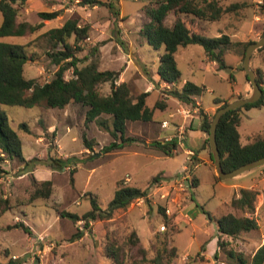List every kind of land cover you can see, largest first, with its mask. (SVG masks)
I'll return each mask as SVG.
<instances>
[{
  "label": "rangeland",
  "instance_id": "374dc122",
  "mask_svg": "<svg viewBox=\"0 0 264 264\" xmlns=\"http://www.w3.org/2000/svg\"><path fill=\"white\" fill-rule=\"evenodd\" d=\"M100 1L101 4L97 5H83L80 0H36L31 5L34 11L30 12L24 10L25 4L19 6L18 21L42 22L33 33L4 38L11 43L24 44L26 52L32 56L33 60L25 63L24 75L36 77L42 83L54 76L58 66L49 56L53 42L46 32L67 18H75L88 27V36L81 41V49L75 52L79 67L95 60L99 70L116 72V83L126 81L133 96L149 90L150 82H153L154 89L146 98L149 107H153L157 100H166L163 93L168 90L167 84L161 86L155 82L159 56L164 48H153L140 33L147 20L143 8L156 0ZM217 1L222 5L244 1L247 5L213 22L181 14L190 31L208 37L225 33L237 41H254L262 35V0ZM61 7L70 9L63 11V17L43 21L38 15L40 11H54ZM174 19L175 14L169 13L165 22L169 25ZM175 59L181 80L204 87L198 95L203 107L213 105L216 97L227 100L242 91L245 78L243 57L238 49L224 53L225 66L220 68L219 58L207 60L203 47L198 44L179 46ZM65 62L68 63L64 74L69 78L72 74L70 59L62 64ZM251 66L264 71V48L253 52ZM98 90L108 94L110 84L102 83ZM170 103L168 110L156 108L151 121H128L125 136L134 141L110 152H105L104 147L113 138L96 121L85 122V106L69 103L60 109L44 105L28 108L0 104V110L7 114L10 126L20 137L25 160L42 159L51 154L75 158L73 161H76L62 170L17 159H5L0 163V198L8 203V208L0 216V264H117L109 256L110 248L119 249L120 264H235V260L227 255L230 249L249 258L264 235V213L258 215L261 231L257 228L230 237L219 235L216 225V218L227 212L242 215L241 211L229 206L235 197L230 186L231 178L217 181L213 162L212 166L206 162L198 163L193 168L197 185L187 194L177 192L171 179L186 164L182 148L178 147L173 155L146 149L151 141L163 140L166 132L159 128V121L167 118L169 111H174L175 103ZM240 113L238 130L242 143L250 137L254 139L264 135V105L247 110L241 107ZM22 123L27 128L21 127ZM82 132L92 140V150L84 147ZM73 167L75 172L71 181L69 171ZM262 169L264 165L254 168L253 172ZM157 174L158 180L149 186L145 197L133 199L124 209L115 210L110 218L90 221L87 228H84V220L60 215L66 211L82 216L91 208L92 195L104 209L118 183L145 189L150 178ZM126 176H129V181H125ZM258 177L261 191L247 188L257 192L254 216L256 206H262L258 194L264 195V175L261 173ZM47 179L53 184L50 196L30 199L33 180L38 183ZM162 195L166 197L162 198ZM171 197L176 200L171 202L174 211L167 215L164 207ZM20 222L30 232L15 227ZM131 238L138 241L131 243ZM218 239L223 242L222 246H219ZM172 247L175 248V256L171 257L168 252L161 257L166 253L163 250Z\"/></svg>",
  "mask_w": 264,
  "mask_h": 264
},
{
  "label": "trees",
  "instance_id": "16d2710c",
  "mask_svg": "<svg viewBox=\"0 0 264 264\" xmlns=\"http://www.w3.org/2000/svg\"><path fill=\"white\" fill-rule=\"evenodd\" d=\"M26 1L0 0V13L2 16L0 24V104L28 108L44 105L61 109L69 103H78L87 108L85 122L96 121L113 138L104 147L105 152L120 149L125 144L134 141L133 138L125 136L126 122L151 121L155 109L165 108L166 102L157 100L153 107H149L146 104L148 91L133 96L126 81L116 83V72L109 69L99 70L98 63L95 60L79 67L77 65L79 59L75 56V52L81 49V41L88 36V27L81 25L75 18H67L60 26L50 28L46 32L49 40L53 42L49 56L53 63L58 66L54 76L43 83L36 77H25L24 65L27 61L33 60L32 56L28 55L24 44L11 43L1 39L9 36L21 37L33 33L41 27L42 22L32 24L28 21L17 20L18 7L24 5ZM80 1L83 5L101 4L100 0ZM246 5L247 3L244 1L222 5L217 0H156L144 6L143 12L147 20L142 24L140 33L153 48H164L163 53L159 56L156 71L157 82L173 84L163 93L165 95L163 97L171 96L182 103L190 104L194 103V97L200 95L204 90L203 86L189 80H186L181 88L174 86L181 78L175 59V52L179 46L188 44L202 46L207 60L214 61L219 58L218 67L220 68L225 66L223 55L226 51L238 49L240 56L243 57L246 46L252 42V40H232L225 33L208 37L198 32H192L180 15H192V17L213 22L220 20L224 14L236 13ZM261 6L264 8V0H262ZM110 7L113 6L110 5ZM115 13L117 14V11ZM169 13H174L175 19L168 25L165 19ZM59 14V10L38 12L43 21L54 19ZM263 33L264 30L261 34ZM262 48L264 46L257 50ZM67 59H70L72 68V74L69 78H66L64 74L68 62L62 64ZM254 71L256 80L262 88V96L253 103L245 104L243 108L246 110L264 105V71L260 67H256ZM245 77L248 81L246 74ZM105 82L110 84L108 94H102L98 90V86ZM228 102L229 100L218 97L213 99V103L217 105V108ZM199 114L201 116L200 128L207 135L205 143L213 162L208 143L209 127L213 116H208L202 108L199 109ZM103 115L107 116L103 117ZM240 121V108H237L226 112L220 118L216 127V142L220 153L221 167L226 172L264 155V135L252 138L246 144L241 143L238 131ZM21 127L27 128L24 123L21 124ZM81 138L84 147L92 150V140H89L84 132H82ZM148 145L158 149L165 155H173L178 148L175 141L153 140ZM5 159H17L24 163L39 162L52 170H62L76 162L73 161L75 158L53 156L51 154L42 159L25 160L19 135L10 126L7 114L0 110V163ZM187 170L192 176L193 187H195L198 182L192 174V167L188 166ZM74 172L75 168L73 167L69 171L71 181H73ZM158 178L159 174L151 177L145 189L118 183L112 199L104 209L100 207L97 198L92 195L90 196L91 208L82 216L66 211L60 212V215L71 217L74 220H84V228H87L90 221L110 218L115 210L124 209L133 199L145 197L149 186L156 182ZM215 179L220 180V177L215 174ZM52 185L50 179L38 183L33 180V189L29 198L49 197L52 192ZM256 195L257 192L252 189L241 188L239 190V196L233 197L229 202V206L241 211L242 215L227 212L216 218L219 235L236 237L242 232L255 230L259 227L254 216ZM7 208V201L0 198V216ZM207 215L212 219L209 213ZM15 227H21L30 232L28 227L21 222L16 224ZM137 241V238L135 240L130 239L131 243ZM218 244L222 246L223 242L218 239ZM163 251L166 253L161 257H164L168 252H170L171 257L176 254L174 247ZM108 253L117 264H120L119 249L110 248ZM227 255L235 260V264H264V243L249 258L243 253L232 249L227 251ZM153 261L156 263V258Z\"/></svg>",
  "mask_w": 264,
  "mask_h": 264
},
{
  "label": "crops",
  "instance_id": "0c3cea01",
  "mask_svg": "<svg viewBox=\"0 0 264 264\" xmlns=\"http://www.w3.org/2000/svg\"><path fill=\"white\" fill-rule=\"evenodd\" d=\"M36 0H27L26 3H25V7H24V10L26 12H30L33 10V6H31L33 3H35ZM237 2V1H235ZM220 3V2H219ZM232 3V2H231ZM221 4V3H220ZM59 10L61 11L60 14L58 15L59 17H63L65 14H63V11H67V10H70L69 8H64V7H61L59 8ZM34 11V10H33ZM38 11V8H36V12ZM41 12V11H40ZM1 14V13H0ZM235 15V14H234ZM58 17V18H59ZM195 18V17H194ZM198 19V18H196ZM255 19H258V17H255ZM198 20H201V19H198ZM61 25V22L59 23L58 26ZM57 26V27H58ZM10 39L12 37H18V36H9ZM22 37V36H21ZM5 38V37H4ZM4 38H2L1 40L3 41H7L8 40H5ZM176 53V52H175ZM241 63V60L240 62ZM24 72H25V65H24ZM243 72H244V82H243V86H242V91L240 92H237L235 93V95H233L231 98H228L227 100L230 101H233L237 98H239V96H247L250 92H251V85L249 83V81L246 80V77H245V71H244V68H243ZM26 77V76H25ZM156 81L157 82V74H156ZM28 78H32V77H28ZM186 80H181L180 78V81L176 84H174V86L178 87V88H181L182 85L185 83ZM161 86H163L165 84V82H158ZM181 83V84H179ZM195 83V82H193ZM151 86L148 87L149 90H146L148 91L149 93L151 92V90H153L154 88V85H153V82H150ZM167 84V83H166ZM196 84V83H195ZM173 84H167L168 88L171 87ZM157 92H158V89H156ZM166 100H164L166 102V107L163 108V109H160V110H168L169 108V105H171L170 101H173L175 104L174 106V111H169L168 112V117L167 118H163V119H167L169 120L170 122H179L180 120V117L179 115L177 114L176 112V109L177 107L179 106L180 102L178 99L174 98V97H171V96H167L165 97ZM194 102H196L198 104V107L199 109L202 108L204 113H206L208 116H211L214 111L216 110L217 108V105L213 104V105H210L208 107H203L202 103L200 102L198 96H195L194 97ZM199 109L198 111L193 115L191 121H190V129L188 131V134H187V137H186V140H185V146L184 148H182L184 154L186 155L185 153V148H188V149H191L193 152H194V156L192 158V161H187V155L185 157V163L183 165L184 166H190L192 167V174L194 175V172H193V168L197 166L198 163H202V162H206L207 164L211 165L212 166V161L210 159V155H209V150H208V147L205 143V139L207 138V135L206 133L201 130L200 128V124H201V116L199 114ZM241 115V113H240ZM154 116V114H153ZM163 119H161L160 121H162ZM160 121H159V128L160 127ZM241 122V121H240ZM127 123L128 121L126 122V127H127ZM162 130H164L166 134H169L171 133L170 131V128H167V129H163L161 128ZM239 131V130H238ZM240 133V132H239ZM163 138V137H162ZM251 137L250 139H248L245 143H242V144H246L248 143L249 141H251ZM241 141V139H240ZM146 147H144L145 149ZM146 149H149V150H152L153 152L156 151L157 154H163L161 151H159L158 149L154 148V147H147ZM214 168V166H212ZM215 170V169H214ZM254 170L252 169L251 171H247V172H244L240 175H237L235 177H232L231 178V187L234 189V196H238V192H239V189L241 188H252V189H257V190H260L261 191V187H259V174H263L264 175V169L262 170H259V171H256V172H253ZM216 174V173H215ZM162 176L166 177L164 174H162ZM195 176V175H194ZM196 177V176H195ZM197 179V177H196ZM222 180V179H220ZM220 180H217V181H220ZM197 182H198V179H197ZM258 196L261 197V200H262V206H256V211H255V216L256 218H258V230L261 231L262 228H261V223H260V220H259V217L258 215L260 214L261 215V212L264 213V195L262 194H258ZM261 208V209H260ZM260 211V212H259ZM243 233H249V231L247 232H243ZM251 236L247 237V238H250ZM261 240L257 243V245L254 247L253 251L250 252V255H252L255 250L261 245L264 243V235L262 234L261 235ZM248 241H246L247 243Z\"/></svg>",
  "mask_w": 264,
  "mask_h": 264
},
{
  "label": "water",
  "instance_id": "95a60500",
  "mask_svg": "<svg viewBox=\"0 0 264 264\" xmlns=\"http://www.w3.org/2000/svg\"><path fill=\"white\" fill-rule=\"evenodd\" d=\"M264 46V33L256 40L250 42L246 48L242 59V65L245 71V74L248 77V81L251 85V92L244 97H239L233 101L228 102L227 104L218 107L211 119L209 133H208V143L210 147V152L212 154L213 165L215 173L220 179L225 180L237 175H240L244 172H247L251 169H254L258 166L264 165V155L252 161L246 162L231 171H223L220 161V153L216 142V127L220 118L228 111L241 108L247 103H253L257 101L262 96V88L256 80V73L251 66V57L255 50ZM219 60V59H218Z\"/></svg>",
  "mask_w": 264,
  "mask_h": 264
},
{
  "label": "built area",
  "instance_id": "2783aa9c",
  "mask_svg": "<svg viewBox=\"0 0 264 264\" xmlns=\"http://www.w3.org/2000/svg\"><path fill=\"white\" fill-rule=\"evenodd\" d=\"M78 1V0H76ZM199 107L196 102L185 104L180 103L179 106L176 109L177 114L180 117L179 122H170L167 119H163L160 121V127L163 129L170 128L171 133L166 134L163 136V140L166 142L175 141L177 147L184 148L185 146V140L188 134V131L190 129V121L193 117V115L198 111ZM185 153L187 155V161H192V158L194 156V152L191 149L185 148ZM129 176H126L125 181H129ZM172 187L174 190H178L177 192H183L187 194L193 187V181L192 176L187 170V166H184L181 171H179L173 179H171ZM162 198H165V195L161 196ZM175 198L171 197L168 201V205L164 207V212L167 215H170L173 213V203L175 202ZM171 202H173L171 204Z\"/></svg>",
  "mask_w": 264,
  "mask_h": 264
}]
</instances>
